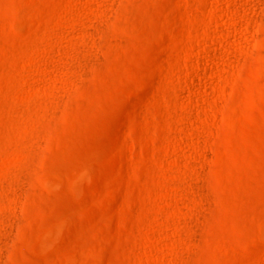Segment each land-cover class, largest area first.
<instances>
[{"label": "rangeland", "instance_id": "obj_1", "mask_svg": "<svg viewBox=\"0 0 264 264\" xmlns=\"http://www.w3.org/2000/svg\"><path fill=\"white\" fill-rule=\"evenodd\" d=\"M0 264H264V0H0Z\"/></svg>", "mask_w": 264, "mask_h": 264}, {"label": "bare ground", "instance_id": "obj_2", "mask_svg": "<svg viewBox=\"0 0 264 264\" xmlns=\"http://www.w3.org/2000/svg\"><path fill=\"white\" fill-rule=\"evenodd\" d=\"M182 16V19H185V16L184 15H181Z\"/></svg>", "mask_w": 264, "mask_h": 264}]
</instances>
